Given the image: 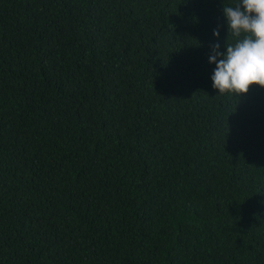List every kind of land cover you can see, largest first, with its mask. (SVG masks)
<instances>
[{"label": "trees", "instance_id": "trees-1", "mask_svg": "<svg viewBox=\"0 0 264 264\" xmlns=\"http://www.w3.org/2000/svg\"><path fill=\"white\" fill-rule=\"evenodd\" d=\"M238 2L0 0V264H264V88L209 63Z\"/></svg>", "mask_w": 264, "mask_h": 264}, {"label": "clouds", "instance_id": "clouds-1", "mask_svg": "<svg viewBox=\"0 0 264 264\" xmlns=\"http://www.w3.org/2000/svg\"><path fill=\"white\" fill-rule=\"evenodd\" d=\"M227 22L225 52L217 42L211 46L209 63L215 64L211 77L220 94H246L252 85L264 88V0H239L235 6H223ZM219 28L213 36L219 38Z\"/></svg>", "mask_w": 264, "mask_h": 264}]
</instances>
